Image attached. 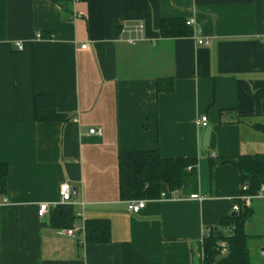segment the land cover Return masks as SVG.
<instances>
[{
  "label": "crops",
  "instance_id": "crops-1",
  "mask_svg": "<svg viewBox=\"0 0 264 264\" xmlns=\"http://www.w3.org/2000/svg\"><path fill=\"white\" fill-rule=\"evenodd\" d=\"M166 18L194 20L209 46L163 38ZM165 79L173 88L159 91ZM37 95L65 121L37 122ZM258 124L264 0H0V264H203L205 236L231 233L220 223L242 194L220 160L264 154ZM156 150L195 159L196 172L128 214L119 154ZM63 184L76 191L71 237L50 225ZM249 208L261 252L264 199ZM100 219L111 241L89 244L85 221Z\"/></svg>",
  "mask_w": 264,
  "mask_h": 264
},
{
  "label": "trees",
  "instance_id": "trees-1",
  "mask_svg": "<svg viewBox=\"0 0 264 264\" xmlns=\"http://www.w3.org/2000/svg\"><path fill=\"white\" fill-rule=\"evenodd\" d=\"M159 32L165 39L190 37L193 31L186 25L184 19L166 18L160 23ZM172 80H158L159 91H170ZM37 122H64L56 109V99L52 95H37L35 99ZM256 130L264 133V125H255ZM222 164L235 166L241 176L242 186H247V194L255 195L264 187V154L244 155L237 158H223ZM119 195L123 201L157 200L161 196L162 187L167 185L172 191L179 189L186 177L195 174L197 162L195 159H165L156 151L121 152L118 157ZM191 168V169H190ZM190 169V170H189ZM8 169L0 165V194L7 188ZM235 204L240 211L222 219L220 226H234L227 235L214 236L212 233L203 240V264H252L250 243L261 237L246 234V225L253 216L249 206L245 207L239 200ZM77 219L72 206L59 205L52 211L50 225L54 229H70ZM85 240L89 244L101 245L111 241V225L108 220L85 221ZM221 242H225L222 250Z\"/></svg>",
  "mask_w": 264,
  "mask_h": 264
},
{
  "label": "built area",
  "instance_id": "built-area-1",
  "mask_svg": "<svg viewBox=\"0 0 264 264\" xmlns=\"http://www.w3.org/2000/svg\"><path fill=\"white\" fill-rule=\"evenodd\" d=\"M186 25L188 27H190L193 31V36H194V40L196 42V44L198 45H206V46H209V42L206 41V40H203L201 39V37L199 36L200 35V32L195 21L194 20H188L186 21ZM140 29H142V26H139ZM40 36V35H39ZM18 48H21V45H17ZM82 49H86L87 46L86 45H83L81 46ZM206 119L203 118V123H205ZM89 134L90 135H101V129H97V130H90L89 131ZM191 169V168H190ZM189 169V170H190ZM260 191L255 194V195H250V194H247V186H242L241 188V191H242V194L241 196L239 197V201L246 207L250 206L254 201H261V199H264V187H261L259 189ZM76 191L68 184H63L60 189H59V197H60V201H59V205H64V206H70V205H75L74 201H73V196L75 195ZM165 195L162 196V198H164ZM191 199L193 200H198V201H202L204 200V197H200L199 195H193L191 196ZM146 200H143V201H128L127 202V212L128 214H139L143 208L145 207L146 205ZM83 206V205H82ZM49 210V206L47 204H42L40 207H39V210H38V216L39 217H42L43 215H45L47 213V211ZM233 211L238 213L240 211V206H238V204H234L233 205ZM78 217H80L81 215L78 214L77 215ZM234 229V226H230L227 228V231L228 232H232V230ZM79 229H76V228H71V229H64L61 231L62 235H65V236H73L76 232H78ZM82 231H84V229H82ZM221 247H222V250L224 251V253L226 252L225 250V244H220Z\"/></svg>",
  "mask_w": 264,
  "mask_h": 264
},
{
  "label": "rangeland",
  "instance_id": "rangeland-1",
  "mask_svg": "<svg viewBox=\"0 0 264 264\" xmlns=\"http://www.w3.org/2000/svg\"><path fill=\"white\" fill-rule=\"evenodd\" d=\"M259 229L260 232H262V228H256V230ZM257 241L252 240L250 243V249H251V262L252 264H264V255H261L260 249L257 248Z\"/></svg>",
  "mask_w": 264,
  "mask_h": 264
},
{
  "label": "water",
  "instance_id": "water-1",
  "mask_svg": "<svg viewBox=\"0 0 264 264\" xmlns=\"http://www.w3.org/2000/svg\"><path fill=\"white\" fill-rule=\"evenodd\" d=\"M261 255H264V249L262 248Z\"/></svg>",
  "mask_w": 264,
  "mask_h": 264
}]
</instances>
